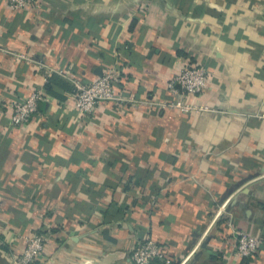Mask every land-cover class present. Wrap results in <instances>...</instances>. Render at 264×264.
<instances>
[{
	"label": "crops",
	"instance_id": "1",
	"mask_svg": "<svg viewBox=\"0 0 264 264\" xmlns=\"http://www.w3.org/2000/svg\"><path fill=\"white\" fill-rule=\"evenodd\" d=\"M194 63L202 109L144 103ZM112 66L142 103L79 115L76 84ZM35 90L37 114L13 125ZM237 231L264 234V0H0V264L35 232L34 264H135L145 237L160 264H264L235 253Z\"/></svg>",
	"mask_w": 264,
	"mask_h": 264
},
{
	"label": "built area",
	"instance_id": "2",
	"mask_svg": "<svg viewBox=\"0 0 264 264\" xmlns=\"http://www.w3.org/2000/svg\"><path fill=\"white\" fill-rule=\"evenodd\" d=\"M8 5L14 10H24L30 7L35 0H7ZM119 69L112 66L99 78L88 83H77L75 86V108L79 115L86 117L95 112L103 102H115L119 105L130 103L136 106L141 101L123 98L117 90ZM208 83V70L202 63L187 64L167 82V89L171 99L165 101H145L149 106L162 108H175L184 113L202 109L198 104L189 102L190 96L201 94ZM44 98L40 90H35L23 101L12 105V124L22 125L33 118L39 110V102ZM48 242V235L44 232H35L28 236V245L23 254L17 258L16 264H34L43 255ZM264 251V234L254 235L245 231L236 232L235 253L242 257H256ZM164 259L161 245L154 239L145 237L138 239L133 260L135 264H157ZM166 263L171 262L165 259Z\"/></svg>",
	"mask_w": 264,
	"mask_h": 264
},
{
	"label": "trees",
	"instance_id": "3",
	"mask_svg": "<svg viewBox=\"0 0 264 264\" xmlns=\"http://www.w3.org/2000/svg\"><path fill=\"white\" fill-rule=\"evenodd\" d=\"M48 90H50V91H51V88L49 87V88H48ZM156 263H157V264H160V263H158V261H157ZM161 264H162V263H161ZM163 264H164V263H163Z\"/></svg>",
	"mask_w": 264,
	"mask_h": 264
}]
</instances>
